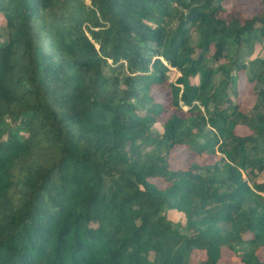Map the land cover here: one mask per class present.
Instances as JSON below:
<instances>
[{"label":"trees","instance_id":"trees-1","mask_svg":"<svg viewBox=\"0 0 264 264\" xmlns=\"http://www.w3.org/2000/svg\"><path fill=\"white\" fill-rule=\"evenodd\" d=\"M87 1L0 0V264H264V0Z\"/></svg>","mask_w":264,"mask_h":264},{"label":"rangeland","instance_id":"rangeland-1","mask_svg":"<svg viewBox=\"0 0 264 264\" xmlns=\"http://www.w3.org/2000/svg\"><path fill=\"white\" fill-rule=\"evenodd\" d=\"M259 0H233L232 2H224V6L226 7L227 11H230L232 9H237L243 12L244 15L249 16L251 14V11L257 7ZM86 4H89L87 0H85ZM4 19L0 15V35H4ZM196 42V34L192 33V45ZM264 57V50H260L258 46L253 48L250 56L244 57V61L247 62L251 59H254L256 57ZM110 63V62H109ZM105 73L108 75L107 70L105 69ZM169 75L170 81H174L175 78L177 77L176 71L173 69H170V71L167 73ZM241 91V97L239 101L243 106L248 105L251 102V98L246 94L244 90ZM155 129L160 130L159 125L155 126ZM239 134H246L247 131L245 129H238ZM195 159V155L192 153H188L185 151L182 147H179L178 149L175 150L173 153L170 162H171V167L172 168H178L181 166H185L186 164L192 162ZM245 178V177H244ZM264 178V174L261 175L258 178V181H262ZM159 187H163L164 184L160 181L153 180ZM167 218L172 221L176 225H183L184 224V217L182 213L175 212V211H168L166 214ZM264 255L262 256V258ZM203 259V253L200 251H195L192 255V260L193 262H197L198 260ZM264 259V258H263ZM222 264H237V259L234 258L229 252L226 250L223 251L222 258L220 260Z\"/></svg>","mask_w":264,"mask_h":264}]
</instances>
